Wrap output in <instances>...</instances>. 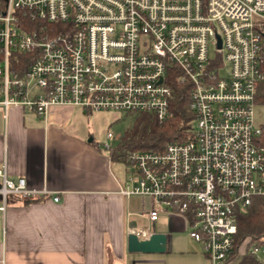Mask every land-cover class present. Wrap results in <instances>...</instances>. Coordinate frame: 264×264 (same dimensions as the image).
I'll return each mask as SVG.
<instances>
[{
	"label": "built area",
	"instance_id": "obj_1",
	"mask_svg": "<svg viewBox=\"0 0 264 264\" xmlns=\"http://www.w3.org/2000/svg\"><path fill=\"white\" fill-rule=\"evenodd\" d=\"M263 82L264 0H0L4 117L18 107L45 120L68 106L163 123L173 83L188 86V136L127 153L118 193L149 200L138 216L150 223L186 221L208 264H228L238 214L264 197V128L254 117ZM46 196L0 165V222L9 197ZM128 234L146 240L148 227ZM251 253L264 262V247Z\"/></svg>",
	"mask_w": 264,
	"mask_h": 264
},
{
	"label": "crops",
	"instance_id": "obj_2",
	"mask_svg": "<svg viewBox=\"0 0 264 264\" xmlns=\"http://www.w3.org/2000/svg\"><path fill=\"white\" fill-rule=\"evenodd\" d=\"M79 115L87 117L68 106L51 107L45 120L18 107L6 117L0 110V165L10 180L22 177L48 193L37 201L8 198L0 264H208L184 239L187 223L175 215L154 222L167 235V252H127L128 230L151 224L138 216L151 203L118 193L125 174L87 142L89 130L74 127Z\"/></svg>",
	"mask_w": 264,
	"mask_h": 264
},
{
	"label": "trees",
	"instance_id": "obj_3",
	"mask_svg": "<svg viewBox=\"0 0 264 264\" xmlns=\"http://www.w3.org/2000/svg\"><path fill=\"white\" fill-rule=\"evenodd\" d=\"M170 110L173 118L160 123L151 115L133 116L132 125L118 142L105 151L112 162L124 163L129 152H160L169 143L180 142L188 136L193 116L189 111L188 86L173 83ZM257 105L264 106V82L258 87ZM97 150L99 146L91 143ZM101 150V151H102ZM264 247V197L253 198L251 204L237 216V233L228 264H264L251 251Z\"/></svg>",
	"mask_w": 264,
	"mask_h": 264
},
{
	"label": "rangeland",
	"instance_id": "obj_4",
	"mask_svg": "<svg viewBox=\"0 0 264 264\" xmlns=\"http://www.w3.org/2000/svg\"><path fill=\"white\" fill-rule=\"evenodd\" d=\"M210 53L213 54V48H210ZM132 114L127 113H115V112H98L91 115L77 116L74 118L73 125L80 131H88V139L91 138L92 142L99 147L104 146H114L118 139L122 136L125 130H127L133 122ZM254 117L256 124L264 128V106L257 105L254 111ZM107 133H111L113 139L107 140ZM115 170L118 175L123 177L124 175V165L120 162H114ZM145 203H148L145 200ZM187 235V233H186ZM184 237L185 240L189 241L193 245V249L198 252L202 251V248L199 244H194L188 236ZM264 258V257H262Z\"/></svg>",
	"mask_w": 264,
	"mask_h": 264
},
{
	"label": "water",
	"instance_id": "obj_5",
	"mask_svg": "<svg viewBox=\"0 0 264 264\" xmlns=\"http://www.w3.org/2000/svg\"><path fill=\"white\" fill-rule=\"evenodd\" d=\"M87 142L92 143V139L89 138ZM168 250L167 235L154 222L148 228V239L138 240L134 235L127 236L128 253L161 254Z\"/></svg>",
	"mask_w": 264,
	"mask_h": 264
}]
</instances>
